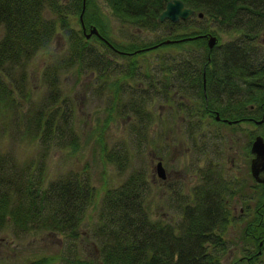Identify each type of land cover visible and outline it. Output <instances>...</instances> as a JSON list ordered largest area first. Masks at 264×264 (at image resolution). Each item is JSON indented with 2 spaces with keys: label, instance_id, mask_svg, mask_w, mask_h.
Returning a JSON list of instances; mask_svg holds the SVG:
<instances>
[{
  "label": "trees",
  "instance_id": "trees-1",
  "mask_svg": "<svg viewBox=\"0 0 264 264\" xmlns=\"http://www.w3.org/2000/svg\"><path fill=\"white\" fill-rule=\"evenodd\" d=\"M103 1L121 23L131 24L142 32L158 30V36L146 41L139 34L136 42L125 45L113 43L104 35L106 26L101 23L93 0L83 3L84 10L80 16L82 26L84 31L88 23L103 29L99 34L107 42L91 34L84 37L85 32L80 28L77 17L81 0H0V135H11L14 141L35 143L39 151L38 156L31 154L20 158L0 145V228L7 223L19 230L48 227L51 231L64 233L67 228L70 233L76 221L88 213L90 216L86 209L91 206L95 217L89 232L96 244L97 264H207L212 256L205 257L202 250L204 237L200 231L191 232V228L199 226L193 225L194 222L198 223L199 218L190 217L189 212L201 213L208 219L211 229L222 227L224 221L218 215L226 211L222 205L211 201L203 203L201 198L191 203L177 195V202L184 201L187 206H183L182 202L181 206L176 203L181 220L176 225L170 220L167 223H154L144 215V193L139 186L143 187L145 180L138 170L126 174L121 184L102 187L101 192L89 187L87 175L68 169L63 172L57 170L52 178L42 183L46 176L43 158L51 147L59 150L66 146L68 155L81 149L76 139L78 134L72 127L73 114L67 111V106L70 108L72 102L64 89L67 83L60 78L67 74L76 79L81 72L93 71L94 77L101 79L97 87L107 90L112 87V95L117 98L119 83L122 79L126 82L139 68L127 55L174 46L176 48L170 52V56H161L157 60L154 76L149 75V68L144 64L143 90L160 91L165 85H173L181 93L182 90L186 91L183 88L185 85H190L200 95L201 69L206 78L218 76L216 72H209L215 69L222 70L220 75L224 73L225 92L229 94L230 88L237 91L238 95H226V99H237L242 104L256 102L259 105L264 91V38L260 39L259 36L264 29V0H181L192 9L194 15L175 22L165 19L156 21L157 12L165 0ZM198 12L202 15L197 17L195 14ZM68 14L74 18L75 28L70 25ZM209 22H214L224 32H235L237 36L230 37L228 42L214 44L207 50L203 34L210 32L215 35L209 28ZM59 29L63 32L61 35L69 38L65 46L67 52L57 58L48 55L50 59L47 58L40 69V79L46 92L34 100L31 91L25 88L27 65L38 51H44ZM91 37L97 47L90 45ZM161 39L171 40L163 44L159 42ZM214 50L219 52L215 53ZM108 52L127 61L124 60L123 65L111 66L106 55ZM208 53L209 58L205 62ZM109 66L117 70L115 78L110 77L112 69ZM156 74L159 75L158 79ZM138 99V103L143 100ZM138 103L134 100L124 101L118 109L119 114L125 112L126 118L135 117L136 125L141 123L140 112L143 109ZM261 107L264 111V103ZM109 114H105L107 122ZM259 115L260 111L257 117ZM1 118L8 121L3 123ZM100 142V139H96L99 148H103L99 154L108 158ZM116 163L119 167L118 159ZM256 192L259 212L260 207L264 208L262 183H258ZM218 206L220 209H217ZM257 231H260L259 239L262 238L264 223L258 224ZM211 234L207 243L219 246L220 243L213 240L219 237ZM250 245L246 248L242 245L240 254L241 257L250 258L249 264H256L252 262L257 259L255 251L263 244L258 246L253 239Z\"/></svg>",
  "mask_w": 264,
  "mask_h": 264
},
{
  "label": "rangeland",
  "instance_id": "rangeland-1",
  "mask_svg": "<svg viewBox=\"0 0 264 264\" xmlns=\"http://www.w3.org/2000/svg\"><path fill=\"white\" fill-rule=\"evenodd\" d=\"M93 1L98 9L101 23L106 26L104 35L109 37L113 43L125 45L128 42H136L139 39V34L142 35L140 38L146 41L149 38L158 36L156 35L159 33L158 30L142 32V30L136 29L131 24L121 23L118 18L110 13L109 6L103 0ZM68 15L70 16V14ZM69 18L70 25L75 28L74 18L71 16ZM209 23V28L215 32V45L228 42L230 37L237 36V33L232 31L229 33L224 32L214 22ZM89 25L93 26L88 23L85 33L89 30ZM96 29L98 34L103 32V29L101 30L99 27H96ZM61 33L63 32L60 29L57 30L44 51H38L27 65L28 75L25 88L31 91L34 100H37L39 96H44L46 92L40 79V69L46 62L45 60L50 59L48 55H55L57 58V56L67 52L65 46L69 38L61 35ZM209 33L203 34V40ZM259 36L260 39L264 38V29L261 30ZM94 43L91 37L90 45L97 47ZM175 48L174 46L164 49L151 48L144 53L127 55V57L133 58V62L137 63L139 68L130 79H127L126 82L122 79V82L119 83L120 90L116 94L117 98L112 95V87L110 90L101 86L97 87L96 84L101 79L94 77L93 71L81 72L76 79L67 74L62 75L60 80L67 83L64 89L67 90L68 97L72 100L70 108L67 106V111L73 114L74 125L72 127L78 134L76 139L81 144V149L72 155H68L66 146L59 150L56 147H51V150L47 151V156L43 158L46 165V176L42 183L45 184L46 179L52 178L57 170L63 172L68 169L72 172L78 171L87 175L89 187L91 186L93 190L97 189L101 192V188L104 186L114 187L116 184H121L124 176L135 169L145 180L144 186H139L140 191L144 193L143 207L146 209L144 215L154 223L166 222L164 219L167 218L165 217H172L173 220L178 216V207L176 209L171 206L173 198L170 197L169 192H171V189L169 185L174 184V191L179 190L178 195L181 196L180 192H184L192 183L190 177L187 176L188 172H186L188 155L185 148L187 138L183 134L184 125L179 122L180 118L186 117L187 114L183 107L177 108L173 101L175 99L176 101H182L189 94L182 90L181 94L186 95L179 99L178 95L172 94L173 85L165 84L160 91L146 92L143 90L145 87L144 76H142L144 64L149 68V75L154 76L153 72L157 70V60L161 56H170V52H173ZM214 52L219 51L214 50ZM106 55L111 61L110 65L113 64L114 67L119 66V64L123 65L127 61L126 59L124 61L121 56L117 57L110 52ZM111 66H109V69H112ZM116 73L117 70L112 69L110 77L113 78ZM156 78L158 79L159 75L156 74ZM161 80L159 81L161 82ZM166 88L167 90H165ZM183 88L186 90L187 86L185 85ZM137 97L143 100L138 103L139 99L137 101ZM133 100L143 108L140 112L141 123L137 125L134 124L137 122L135 117L126 118L124 111L120 114L118 112L121 103ZM24 105L26 106V104ZM112 105L114 106L110 111ZM108 113H110V116H108L109 121L107 122L105 114ZM1 119L3 123L8 121L7 118ZM261 127V125H258L256 131L263 138L264 129ZM10 136L0 135L2 148H7L10 153L12 150L20 158L31 154L38 156L39 151L34 145L35 143H26L24 140L14 141V137L10 138ZM64 138L66 139V136ZM95 138L97 141L100 139L101 145L107 151L108 158L105 155H103L104 157L100 156L99 153L103 148H99L100 145L99 143L96 144ZM155 157H159L161 166L165 171V179L161 181L156 177H151ZM116 159L120 161L119 167ZM95 199L98 200V197H95ZM178 205L181 206V202ZM88 207L86 211L87 213L90 212V216L88 213L80 221H76L73 231L70 232L71 234L67 232V228L64 233L57 230L51 231L48 227L45 229L37 227L34 230L29 228L19 230L18 227L4 223L3 227L0 228V264H75L77 260L86 263L91 261L97 264L96 244L90 238L89 232L95 216L91 206ZM238 229L239 225L236 224L235 235ZM244 244L246 245V243ZM230 246L232 247V245L227 244V247ZM236 246L237 248L232 247L231 250L235 258L241 255L240 247L242 245L237 244ZM261 251L264 252V245ZM259 257L257 264H264V253H261ZM238 263L244 264L242 261Z\"/></svg>",
  "mask_w": 264,
  "mask_h": 264
},
{
  "label": "flooded vegetation",
  "instance_id": "flooded-vegetation-1",
  "mask_svg": "<svg viewBox=\"0 0 264 264\" xmlns=\"http://www.w3.org/2000/svg\"><path fill=\"white\" fill-rule=\"evenodd\" d=\"M208 58L209 53L204 58L205 62ZM221 71L211 69L209 72H216L218 76L213 75L206 78L201 69L200 95L190 85L186 88L189 95L181 94L176 89L172 90V94L178 95L179 99L186 95L182 101H176V99L173 101L177 108H186L187 114L186 117L180 118L179 122L184 125L183 134L187 138L185 148L188 155L186 172H188L187 176L190 177L192 184H189L184 192H180V197L191 203L201 198L203 203L211 201L213 204L222 205V208L226 210L218 214L224 221L222 227H212V229L207 223L208 219L201 213L189 212L190 217L199 218L198 223H193V225L199 226L191 228V232L200 231L204 237L202 250L206 254L205 257L210 258L212 256V260L207 264H239V261L249 264L250 258L247 256L241 257L240 255L235 260L231 250L232 247L237 248V244L246 248L248 247L246 245H250L253 239L258 246L264 245V234L259 239L260 231H257L258 224L264 223V213H262L264 208L260 207L261 211L258 212L259 208L256 203L258 193L256 190L259 182L254 179L255 177L250 172L251 160L254 158V154L250 151L251 141L256 134H259L256 131L258 125L264 129V111L261 107L264 103V91L262 102L259 105L256 102H244L242 104L237 99H226V95L238 94L234 88L229 89V94L225 92L222 79L224 73L220 75ZM205 80L208 83V88H206ZM235 84L233 85L235 86ZM257 109L260 111L258 117L259 111ZM259 118H262L260 123L256 121ZM155 158L156 160L159 159V157ZM152 170L151 177L160 179L154 174L153 167ZM164 179H160V181ZM261 183L264 185V180ZM173 186L174 184L169 185L170 197L173 198L171 206L177 209L176 203L180 204L182 201L177 202L179 190L174 191ZM261 201H263L262 198ZM183 202L182 205L184 206L185 202ZM217 209L220 207L218 206ZM165 218H167L164 219L166 222L170 220L175 225L181 220L179 216L173 220L172 217ZM221 220L219 221L220 224ZM235 223L239 225L236 235L234 232ZM210 233L214 237H219V239L213 238L215 242L220 243L219 246L207 243ZM227 244L232 245V247H227ZM263 245L255 251L257 259L252 262L256 264L259 262V256L264 253L261 251Z\"/></svg>",
  "mask_w": 264,
  "mask_h": 264
},
{
  "label": "water",
  "instance_id": "water-1",
  "mask_svg": "<svg viewBox=\"0 0 264 264\" xmlns=\"http://www.w3.org/2000/svg\"><path fill=\"white\" fill-rule=\"evenodd\" d=\"M85 0H81L80 2V12H78L77 17L79 18V25L80 28H82V31H84V27L82 26V19H81V13L84 10L83 3ZM163 7L159 9L157 12V22L160 20H170L172 22L177 21L178 19H186L190 15H192L194 12L192 9L188 6H185L181 0H165L163 2ZM197 16H201V12L197 13ZM89 30L86 33H83L84 37L87 38L89 34L95 35L96 37H101L98 34V30L94 26H88ZM102 38V37H101ZM103 39V38H102ZM104 40V39H103ZM171 39H161L159 42H162L163 44L169 42ZM105 41V40H104ZM107 42V41H105ZM204 42L206 43V49L209 50L210 47H212L216 41L215 36L212 33H209L207 37H205ZM264 100V99H263ZM259 123L262 122V118L257 119ZM251 148L250 151L254 154V158L251 160V168L250 172H252V175L255 177L254 179L257 182H263L264 180V141L262 140L260 134H256L255 137L251 141ZM154 168V174L157 177H160V179H164V169L160 165V160L157 159L156 162L153 164Z\"/></svg>",
  "mask_w": 264,
  "mask_h": 264
}]
</instances>
